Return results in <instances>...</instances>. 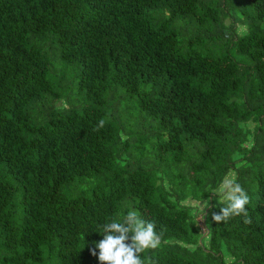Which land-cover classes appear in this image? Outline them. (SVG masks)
<instances>
[{
    "label": "trees",
    "instance_id": "16d2710c",
    "mask_svg": "<svg viewBox=\"0 0 264 264\" xmlns=\"http://www.w3.org/2000/svg\"><path fill=\"white\" fill-rule=\"evenodd\" d=\"M129 210L144 264H264V0H0V264H100Z\"/></svg>",
    "mask_w": 264,
    "mask_h": 264
},
{
    "label": "clouds",
    "instance_id": "9594fccd",
    "mask_svg": "<svg viewBox=\"0 0 264 264\" xmlns=\"http://www.w3.org/2000/svg\"><path fill=\"white\" fill-rule=\"evenodd\" d=\"M103 127V121H100ZM219 198L223 205L219 213H213L217 224L226 223L233 217H244L247 221L248 196L242 185L226 172L210 192ZM209 206L200 201V210ZM154 220H145L135 210H129L122 218L112 219L101 225L103 239L95 244L100 264H144L141 254L154 250L161 244L162 232H157ZM130 241V242H129ZM96 256L97 252L92 251Z\"/></svg>",
    "mask_w": 264,
    "mask_h": 264
},
{
    "label": "rangeland",
    "instance_id": "374dc122",
    "mask_svg": "<svg viewBox=\"0 0 264 264\" xmlns=\"http://www.w3.org/2000/svg\"><path fill=\"white\" fill-rule=\"evenodd\" d=\"M50 48H51V45H50L49 49H50ZM46 49H48V47H46ZM68 78H71V76H68ZM191 203L194 204V202H192V201H190V202L188 201V202H187V204H191ZM213 203H214V204H217V200H214ZM201 204L203 205V203H201ZM195 205H198V208H199V211H200V203L196 202V203H195L194 205H192V206H195ZM197 221H199V217L197 218Z\"/></svg>",
    "mask_w": 264,
    "mask_h": 264
}]
</instances>
